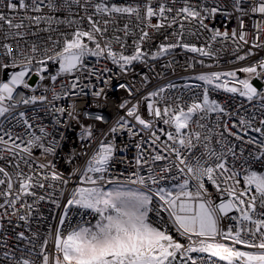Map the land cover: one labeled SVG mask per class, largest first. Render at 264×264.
Wrapping results in <instances>:
<instances>
[{"label": "snow or ice", "instance_id": "6c2138e0", "mask_svg": "<svg viewBox=\"0 0 264 264\" xmlns=\"http://www.w3.org/2000/svg\"><path fill=\"white\" fill-rule=\"evenodd\" d=\"M260 53L264 0H0V264H264Z\"/></svg>", "mask_w": 264, "mask_h": 264}, {"label": "built area", "instance_id": "2783aa9c", "mask_svg": "<svg viewBox=\"0 0 264 264\" xmlns=\"http://www.w3.org/2000/svg\"><path fill=\"white\" fill-rule=\"evenodd\" d=\"M218 24L221 23V21H217ZM236 26L235 24V21H233L232 23L228 24V27H234ZM245 26L246 28L249 26V22L248 20L246 19L245 20ZM260 55H264V53H260L257 57H254L253 59H257L259 58ZM232 56H231V53L226 51L222 57H221V65L222 67L219 68V69H213V70H228L229 68L233 67V65H230L228 64L226 61H228L229 59H231ZM177 59L180 61L181 64L184 63V60L185 58L181 55V56H178ZM212 61H206V63H211ZM236 66H240V65H236ZM208 69L206 68H202L200 67L199 65H197L196 69H195V72H192L191 70H188L187 72L180 68V67H177L176 70H175V75L172 74L171 70H168L167 72H165V76L167 77V79H171V80H176L177 82H181L180 81V77L182 76H185V75H195L196 73H199L201 71H207ZM157 71H164L159 65L157 66ZM35 79V78H33ZM119 93H116L113 95L112 97V100L109 102V106H108V109L106 110L107 112H112L114 113L115 112V108L113 106V102L115 101H118V97H119ZM219 98H224V97H219ZM238 103V101H236ZM121 141H124V142H127V137H121L120 138ZM72 141H75V137H72ZM73 146V143L72 142H69V147H72ZM67 150V149H66ZM134 148L130 149V152H129V159L132 158V155L134 154ZM62 166V169L67 171V168L63 166V164H61ZM119 167V166H118ZM15 227V221L12 225L9 226V228H14Z\"/></svg>", "mask_w": 264, "mask_h": 264}]
</instances>
